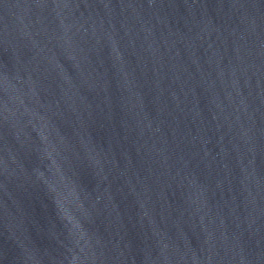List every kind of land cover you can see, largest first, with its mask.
Wrapping results in <instances>:
<instances>
[{
  "label": "water",
  "instance_id": "obj_1",
  "mask_svg": "<svg viewBox=\"0 0 264 264\" xmlns=\"http://www.w3.org/2000/svg\"><path fill=\"white\" fill-rule=\"evenodd\" d=\"M0 264H264V0H0Z\"/></svg>",
  "mask_w": 264,
  "mask_h": 264
}]
</instances>
